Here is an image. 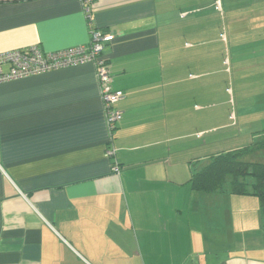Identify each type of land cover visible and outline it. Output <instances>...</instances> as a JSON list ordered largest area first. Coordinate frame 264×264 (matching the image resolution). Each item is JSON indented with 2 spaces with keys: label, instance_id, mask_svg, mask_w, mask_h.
<instances>
[{
  "label": "crops",
  "instance_id": "obj_1",
  "mask_svg": "<svg viewBox=\"0 0 264 264\" xmlns=\"http://www.w3.org/2000/svg\"><path fill=\"white\" fill-rule=\"evenodd\" d=\"M214 1L92 0L88 21L81 0H0V53L111 34L124 93L110 140L92 63L0 82V264H264L257 198L188 183L192 136L264 135V93L251 121L244 96L228 111L248 45L264 87V0L252 18Z\"/></svg>",
  "mask_w": 264,
  "mask_h": 264
},
{
  "label": "built area",
  "instance_id": "obj_2",
  "mask_svg": "<svg viewBox=\"0 0 264 264\" xmlns=\"http://www.w3.org/2000/svg\"><path fill=\"white\" fill-rule=\"evenodd\" d=\"M86 19L90 21L89 5L92 0H81ZM114 36L101 31L92 30L88 47H74L53 53H43L37 46L0 53V82L12 79H22L32 75L92 63L99 86L102 108L110 140L117 124L121 121V113L115 109V103L124 93L113 90L112 77L107 62L103 57L104 47L113 41ZM112 147L106 149L108 158L114 157ZM117 169V166H114Z\"/></svg>",
  "mask_w": 264,
  "mask_h": 264
},
{
  "label": "rangeland",
  "instance_id": "obj_3",
  "mask_svg": "<svg viewBox=\"0 0 264 264\" xmlns=\"http://www.w3.org/2000/svg\"><path fill=\"white\" fill-rule=\"evenodd\" d=\"M258 0H227V7L228 14L230 16H245L252 18L254 16H257L261 11L262 8L257 3ZM220 0H215L214 3L216 4V8L220 10L219 6ZM250 35V34H249ZM246 42L245 38L241 40V43L244 45ZM251 45H248L246 49L243 52V59L237 63L232 65L229 63V81H228V88L231 90L230 97L233 99L231 103L229 104L228 111L231 113L232 110L235 114L239 116V107L236 108V105L239 101L243 100L241 99L242 96H244V102L245 103V113L247 116V119L250 121L256 117V113L260 112L261 109L256 106H252L254 101H257L258 95L261 93H264V87H260L259 84L254 83L257 82L258 78L255 76V66L258 63V61L254 59H250L247 54L251 52ZM230 56V51H229ZM253 66V67H252ZM243 72V78L241 79V83H237V80L234 79L233 74ZM242 101V102H243ZM241 104V103H239ZM240 106V105H239ZM231 123V121H230ZM241 126V127H240ZM242 128V129H241ZM230 129V128H229ZM227 130L226 133H223L220 135L218 133L216 136H210L205 137V140L203 142L199 141L198 136H192V171L193 170H199L204 164V156L209 154H214L218 151H228L237 149L240 147H243L247 144H249L252 141L259 140V136L254 135L252 136H239V133L242 134L245 133V125L243 123V120H239L238 124H236V127ZM241 129V130H239ZM240 131V132H239ZM239 132V133H238ZM198 154V155H196ZM199 161L193 160L194 158H198ZM262 159H264V152L260 155Z\"/></svg>",
  "mask_w": 264,
  "mask_h": 264
},
{
  "label": "trees",
  "instance_id": "obj_4",
  "mask_svg": "<svg viewBox=\"0 0 264 264\" xmlns=\"http://www.w3.org/2000/svg\"><path fill=\"white\" fill-rule=\"evenodd\" d=\"M264 135L256 141L205 157V164L193 170L189 180L199 193L227 192L257 198L264 225ZM193 164V163H192Z\"/></svg>",
  "mask_w": 264,
  "mask_h": 264
}]
</instances>
